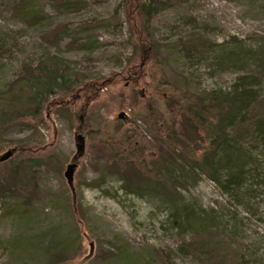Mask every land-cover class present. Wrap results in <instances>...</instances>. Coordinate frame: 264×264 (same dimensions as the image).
I'll return each instance as SVG.
<instances>
[{
    "label": "rangeland",
    "instance_id": "obj_1",
    "mask_svg": "<svg viewBox=\"0 0 264 264\" xmlns=\"http://www.w3.org/2000/svg\"><path fill=\"white\" fill-rule=\"evenodd\" d=\"M83 1L85 10L75 15H58L46 5L44 11L49 18L34 28L12 19L7 8L0 5V34H10L16 43L12 47L9 42L13 49L0 71V88L15 77L23 65L55 54L54 48L42 43V34L60 25L75 29L86 24L95 25L89 38L93 41L92 48L66 51L68 40L65 39L56 55L73 65L85 81L104 79L112 84L110 88L115 92L122 88L118 86L120 77L116 75H121L131 61L129 64L134 65L138 75L139 82L134 85L138 102L134 109L128 108L116 97L117 93L115 97L110 94L108 87L96 94L97 99L91 104L72 102L70 109L75 116L72 124L67 116L55 111L57 106L49 109L51 116L46 128L40 129L41 137L30 142L32 153L29 156L41 158L42 165L34 167L32 174L25 177V195L20 196L22 202L29 199L30 206L22 212L28 214L16 218L9 209L3 211L0 204V264H153L163 263L167 257L166 264H190L186 259L175 257L174 251L179 245L190 243L194 236L189 232L177 235L166 226L164 209L157 201L123 195L118 190V176L106 170L104 146H95L85 130L113 133L119 127L116 120H130L133 114L147 109V105L153 106L154 100L160 108L162 101L151 99L153 81L179 83L191 94L212 88L228 89L244 72L233 69L216 72L205 62L190 65L183 54L176 53L170 45L180 47L175 40L191 35L205 36L216 45L235 40L251 47L264 45V0H160L162 6L148 26L150 38L160 50L145 52L142 47L143 51L133 60L128 16L134 18V24L137 22L139 27L133 35L146 33L139 26L136 13L132 10L127 14L121 0ZM259 84V99L264 105V80ZM122 89L128 96L127 89ZM159 92L163 93L164 88ZM59 111L65 110L60 108ZM137 126L146 139L154 141L141 121ZM28 133L16 128L7 139L15 145L25 143ZM70 164L74 169L68 182L64 174ZM102 176L100 188L91 183ZM29 190L33 191V196ZM183 196L197 211H222L223 215L230 214L238 220L237 230L233 232L221 226L210 231L218 241L216 260L231 264L245 255L251 264H264V195L254 201L258 204L253 210L246 212L202 177ZM56 243L58 250L43 252Z\"/></svg>",
    "mask_w": 264,
    "mask_h": 264
},
{
    "label": "trees",
    "instance_id": "obj_2",
    "mask_svg": "<svg viewBox=\"0 0 264 264\" xmlns=\"http://www.w3.org/2000/svg\"><path fill=\"white\" fill-rule=\"evenodd\" d=\"M121 1L127 14L132 10L136 13L139 26L146 32L133 35L137 22L134 24V18L128 16L134 55L131 60L139 56L142 47L145 52L157 53L160 47L151 40L148 26L162 6L160 0ZM0 5L7 8L12 19L27 28L37 27L49 18L44 11L46 5L58 15H75L86 8L83 0H0ZM94 27L81 24L70 29L60 25L42 34V43L54 48L55 54L23 65L0 88V204L3 211L9 209L16 218L28 214L22 212L30 206L29 199L22 202L20 196L25 195V177L32 174L34 167L42 165L41 158L29 156L30 142L41 137L40 129L46 128L51 116L49 109L57 106L55 111L67 116L72 124L75 120L70 109L72 102L91 104L97 99L96 94L108 87L110 94L115 97L117 93L116 97L128 108L134 109L137 105L139 95L134 85L139 81L134 65L129 64L131 61L121 75H116L120 77L118 86L123 89L115 92L110 88L112 84L104 79L85 81L73 65L56 55L65 39L68 40L66 51L91 49L93 41L89 38ZM13 40L10 34H0V71L11 57L13 48L9 46H16ZM175 42L180 47L172 44L170 48L181 52L190 65L205 62L216 72L233 69L244 75L238 76L228 89L212 88L197 94L182 89L179 83L153 81V85H148L154 87L151 99H160V108L154 100L153 106L147 105V109L133 114L130 120H116L119 127L113 133L101 129L85 132L95 146H104L106 170L118 176V190L123 195L157 201L164 209L166 226L177 235L189 232L194 236L190 243L176 247V256L171 252L172 255L190 264H203L204 260L206 264H224L216 260L218 241L210 231L221 226L233 232L237 230L238 220L230 214L223 215L222 211H197L186 202L183 193L204 177L246 212L253 210L258 204L254 201L264 195V105L259 99V83L264 80V45L251 47L240 40L216 45L198 35L184 40L178 38ZM160 88H164L163 93L159 92ZM121 89H127L128 96ZM60 108L65 111L60 112ZM138 121L148 128L154 141L140 132ZM16 128L29 132L25 143L15 145L7 139ZM7 152L11 155L1 159ZM91 183L100 188L103 176ZM51 245L43 251L45 254L59 249L58 243ZM168 258L153 264H166ZM248 258L243 255L231 264H251Z\"/></svg>",
    "mask_w": 264,
    "mask_h": 264
},
{
    "label": "water",
    "instance_id": "obj_3",
    "mask_svg": "<svg viewBox=\"0 0 264 264\" xmlns=\"http://www.w3.org/2000/svg\"><path fill=\"white\" fill-rule=\"evenodd\" d=\"M11 155L10 152H7L3 155V157L1 159H7L9 156ZM74 169V165L73 164H70L67 166L66 168V172L64 174L65 178L68 180V182H71V172L72 170Z\"/></svg>",
    "mask_w": 264,
    "mask_h": 264
}]
</instances>
